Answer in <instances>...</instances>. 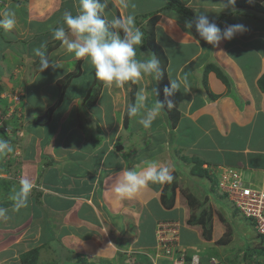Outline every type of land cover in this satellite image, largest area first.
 Here are the masks:
<instances>
[{"label": "crops", "instance_id": "obj_1", "mask_svg": "<svg viewBox=\"0 0 264 264\" xmlns=\"http://www.w3.org/2000/svg\"><path fill=\"white\" fill-rule=\"evenodd\" d=\"M176 1L190 10L188 15L169 5ZM222 2L128 0L125 8L121 0H108L105 19L135 15L136 26L144 34L143 44L136 48L137 59L153 54L144 45L148 29L154 28L155 40L168 57V80L187 82V90L181 87L169 98L175 105L170 109L173 113L164 107L147 128L139 123L143 111L124 123L126 106L132 102L131 81L103 82L90 106L86 97L97 89L95 70L87 58L75 57L61 42L46 54L47 69L41 72L39 62L29 66L31 77L20 88L26 126L11 136L13 153H6L8 161L0 167V172H8L1 177L0 207L9 210L7 219L0 218V264H22V256L32 249H38L36 264H168L171 257L159 255L157 231L158 222L170 220H181L179 246L189 253L199 252L202 264L214 260L264 264V238L252 220V230L244 231L247 244L238 239L240 249L224 254L235 242L228 239L227 226L214 215L208 240L203 226L188 225L190 217L185 215L189 177L207 184L202 192L210 190L212 199V192H217L208 182L218 183L229 168L240 170L246 185L260 186L264 181V90L259 84L264 74V0L235 1L227 8ZM77 7L78 0H0V15L10 9L16 19L13 29L0 28V43L4 38L7 42L0 45V57L11 55L8 47L14 51L12 56L26 54L22 63H36L39 57L33 50L44 45L45 51L55 41L52 29L63 23L66 11L75 15ZM202 12L221 28L242 24L246 31L213 48L187 27ZM19 35L21 51L19 44L14 45ZM21 62L7 63L16 78L18 72L25 75L28 70H24L27 63ZM76 70L79 79L71 81L51 120L37 125L35 120L58 99V81ZM3 75L0 65V79ZM135 83L134 102L141 90L147 108L162 101L154 76ZM151 163L169 168L173 181H183L176 205L163 204L167 182L150 183L132 199L116 201L111 188L120 171L125 167L141 171ZM22 178L29 179L33 188L27 207L16 211L10 196L19 190ZM212 203L218 205L219 200ZM207 247L220 250L222 260L207 259L203 255ZM228 254L234 257L228 260Z\"/></svg>", "mask_w": 264, "mask_h": 264}, {"label": "clouds", "instance_id": "obj_2", "mask_svg": "<svg viewBox=\"0 0 264 264\" xmlns=\"http://www.w3.org/2000/svg\"><path fill=\"white\" fill-rule=\"evenodd\" d=\"M234 3L235 0H223V8H227ZM121 4L127 8L128 0H121ZM108 6V0H78L76 14L66 11L62 16L63 23L52 29V38L60 41L61 45L69 53L74 54L75 57L87 58V62L95 70L96 78L105 84L115 83L119 85L128 81L138 82L146 75L154 76L156 80H159L163 73L160 67V59L157 56L151 54L147 59H137L136 48L143 44L144 34L136 26L135 15L113 16L108 20L102 15ZM15 24V13L12 10L7 9L0 15V28L9 31L15 27ZM109 25L116 31L110 33ZM187 27L194 29L199 39L213 48H218L221 41H230L238 33L246 31L245 26L242 24H228L221 28L203 12L188 21ZM43 47L44 45H41L40 48L33 50L34 55L40 58L41 72L50 66L49 59L42 51ZM52 66L56 67L53 64ZM181 87L187 90V82L178 78H169L168 85L163 89L168 109L175 106L169 98L180 91ZM156 95H158L157 91ZM145 102L146 97L141 90L137 94L136 102L126 106V112L128 116L135 117L143 111L139 123L147 128L151 126L160 114L161 109L164 108V102L157 100L155 106L151 108H147ZM11 150L9 142L0 139V153L10 152ZM220 177L218 178V186ZM172 180L173 176L169 168L159 167L156 163L149 164L141 171L125 167L116 176L111 192L114 194L116 201H123L132 199L150 183L162 184ZM19 184V190L10 196L13 201V210L16 211L27 207L28 196L33 188L32 182L26 178H22ZM221 191L226 195L229 202L234 203L226 192L222 189ZM236 207L241 211L237 205ZM8 211L7 208L0 207V218L7 219ZM241 213L249 218L242 211ZM249 219L253 221L252 218ZM253 223L255 227V222L253 221ZM255 230L262 236L256 227ZM262 237L264 238V236ZM185 252L189 258L194 254H198L201 259L199 252L189 253L186 250Z\"/></svg>", "mask_w": 264, "mask_h": 264}, {"label": "rangeland", "instance_id": "obj_3", "mask_svg": "<svg viewBox=\"0 0 264 264\" xmlns=\"http://www.w3.org/2000/svg\"><path fill=\"white\" fill-rule=\"evenodd\" d=\"M23 2H25L26 0H22ZM22 40V35H19V40H15V47L18 46V44L20 43V41ZM11 41L13 42V40L11 39ZM5 45H7V42L5 40V38L3 39V41L1 40L0 45H2V47ZM23 45L19 44V51H21ZM1 51V50H0ZM7 52H11V55H8V58L6 59L4 56L3 60H1V67L4 70V73L6 75H3L0 79V139H4L7 140L9 142V146L12 148V138L11 136L15 133H18L20 131H22L21 129H23L22 127V123L25 122L24 117L26 114H24V108H23V104L21 103L20 100H22V93L20 91L21 88V84L22 81L24 80H28L30 79L29 77H31V75H28V73L31 71L30 69V65L32 64V66H34V64H37L35 62L29 63L28 61L24 62L27 63L24 66V70L26 71V67L28 68L26 74L21 75L20 72H18L17 74H19L17 76V78L12 74L11 68H9L7 66V63L9 65H12L13 62L19 63L21 61H24L26 59V54L21 57L20 54L16 53L12 56V53L14 52L13 50H10V48L7 47ZM3 55H5V53L3 52ZM0 57V59H1ZM18 60V61H17ZM24 63L21 62V65H24ZM34 63V64H33ZM20 65V63H19ZM16 71V70H15ZM78 70H76L75 72H77ZM75 79H79V76L74 77L72 80ZM71 80V81H72ZM7 83V86L3 85ZM8 83H10L8 85ZM133 88V87H132ZM18 89V91H17ZM132 92V91H131ZM19 95L20 99L18 100L19 103H16L14 100V96ZM10 97L12 98V101L10 100ZM98 98V97H97ZM15 105V106H14ZM56 110V109H55ZM17 112V113H16ZM16 113V114H15ZM54 113V112H53ZM17 114H21L17 115ZM29 124V122L27 123ZM23 126H26L23 125ZM96 126V123H94V127ZM6 153H0V167H5L4 163L8 161ZM10 153H13L10 152ZM9 161H14L12 160V157L9 158ZM8 163L9 167L14 166V164L16 163ZM200 168L198 167H194V171H199ZM0 182H1V177H6L8 172H0ZM14 174V172H12ZM187 172H185L186 174ZM187 182L189 183L188 186V199H187V203L189 206H185V208L187 209V212H185V215L187 217H190L189 220L193 219V216H199L201 213H203L204 211L213 213L214 210V215L217 216L218 220H221L226 226H227V237L228 239L232 240L234 238L233 244H230L227 248L226 251L224 252V254L226 252H236L240 249V246H237L238 243V239L239 242L241 240H243L245 242V244H247V237L246 234L244 233L245 230H252V225H251V219H248L246 217L243 216V214L241 213V211L236 207V205L234 203H231L228 201L226 195L221 191V189L219 188L217 182L215 181H209L208 183L213 187L214 190H216L217 194L215 192H212L215 195L216 200H220V202L217 204L212 203V201L215 199L210 196H208V191H206L205 193L202 192V190H204V188H207V184H204L200 178H187ZM180 183L182 184V188L184 186L183 181L178 180L177 181V188L176 190L178 191L181 187ZM205 186V187H204ZM222 195V196H220ZM217 196V197H216ZM190 197H192V199L195 197L198 201H200L199 204L197 205H192L191 201H190ZM189 211V212H188ZM213 220H214V216H213ZM174 222L175 223V229H176V233L175 236L176 238H178V240L180 241V237H181V228H182V222L181 220H170L169 222ZM159 223V222H158ZM188 225H192L196 227V223H187ZM203 226V225H202ZM214 227V224H213ZM203 229L204 226H203ZM214 231V229H213ZM239 245V244H238ZM242 249H246L244 251H248L246 246H242ZM222 252L220 250L215 249V247L209 248L207 247L206 250H204V256L207 259H215L218 258L219 260H222L223 255ZM236 254V253H235ZM227 259H231L234 256L231 254L226 255ZM241 258V257H239ZM218 261V260H216ZM222 264H224L221 261H218Z\"/></svg>", "mask_w": 264, "mask_h": 264}, {"label": "trees", "instance_id": "obj_4", "mask_svg": "<svg viewBox=\"0 0 264 264\" xmlns=\"http://www.w3.org/2000/svg\"><path fill=\"white\" fill-rule=\"evenodd\" d=\"M19 2V0H17ZM27 1V0H26ZM25 1V2H26ZM236 2L241 1L242 0H235ZM24 2V3H25ZM169 5H171L172 7H174L176 10L182 12L183 14L188 15L190 10H188V8H186L184 5L179 4V2H170ZM109 31L110 33L113 32V29L111 28V26L109 25ZM60 41L55 40L52 44H49L48 47L46 48V50L44 51L45 56L48 53V51L52 48L55 47ZM144 47L150 49L153 54L155 56H157L160 59V67L162 70V77L159 79V95L160 98L162 99V101L164 102V107L166 108L167 111H169L170 109H168L167 107V100L164 96L163 93V89L166 85H168L169 80L167 77V64H168V57L165 54L163 48L156 42L155 40V34H154V28H150L148 29L147 35H146V41H145V45ZM39 62L40 63V58H38V60L36 61V63ZM77 75H79V72H73V73H69L67 74L65 77L61 78L58 83H59V94H58V99L57 101L54 103V105L50 108H48V110L46 111V113H44L42 116L38 117V119L35 120V123L37 125H43L47 122H49L52 118L53 112L55 111V109L57 107H59L62 103V101L64 100V95L65 92L67 90V87L69 86V84L71 83V80L76 77ZM226 79V78H225ZM96 83V84H95ZM95 87H97V89L95 90H90V92L88 93L86 100L88 101V104L90 106H92L99 93H100V89L101 86L103 84V81L99 80L96 78L95 76ZM132 83V92H131V99L132 102L134 103L135 100V96H136V89H137V85L135 82L131 81ZM259 84L262 87V89L264 90V74L262 75V77L259 79ZM130 103V104H131ZM173 111L170 110L169 112L171 113ZM173 113V112H172ZM129 116L127 115L126 112V117H125V121L124 123H127V118ZM174 180V179H173ZM171 181V182H167V184L165 185L164 188V192L162 194V199H163V204L168 207V208H172L176 205V193H177V181ZM190 201L192 205H197L200 203V201H198L195 197L192 199V197H190ZM189 223H196V224H201L204 226V236L206 239L211 240L212 239V234H213V213L204 211L203 213H201L199 216H193L192 220H189ZM37 258H38V249H32L30 251H28L27 253H25L22 256V264H36L37 263ZM260 264V263H259Z\"/></svg>", "mask_w": 264, "mask_h": 264}, {"label": "built area", "instance_id": "obj_5", "mask_svg": "<svg viewBox=\"0 0 264 264\" xmlns=\"http://www.w3.org/2000/svg\"><path fill=\"white\" fill-rule=\"evenodd\" d=\"M19 95L14 96L18 102ZM219 187L228 194L229 198L241 211L255 222L258 232L264 236V181L260 186L246 185L243 173L235 168L223 172ZM175 223L160 221L158 223L157 239L160 256H170V264H202L198 254L188 257L185 250L179 246L176 236ZM210 264H222L216 260Z\"/></svg>", "mask_w": 264, "mask_h": 264}, {"label": "water", "instance_id": "obj_6", "mask_svg": "<svg viewBox=\"0 0 264 264\" xmlns=\"http://www.w3.org/2000/svg\"><path fill=\"white\" fill-rule=\"evenodd\" d=\"M120 147H122V146H120Z\"/></svg>", "mask_w": 264, "mask_h": 264}]
</instances>
